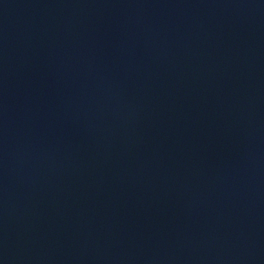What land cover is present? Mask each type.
<instances>
[{
	"label": "water",
	"instance_id": "obj_1",
	"mask_svg": "<svg viewBox=\"0 0 264 264\" xmlns=\"http://www.w3.org/2000/svg\"><path fill=\"white\" fill-rule=\"evenodd\" d=\"M0 264H264V0H0Z\"/></svg>",
	"mask_w": 264,
	"mask_h": 264
}]
</instances>
